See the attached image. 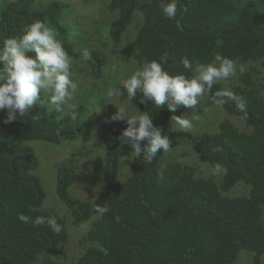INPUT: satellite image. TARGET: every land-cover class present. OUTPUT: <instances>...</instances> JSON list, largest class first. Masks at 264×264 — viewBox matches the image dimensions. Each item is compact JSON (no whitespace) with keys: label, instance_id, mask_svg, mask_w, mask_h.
I'll return each mask as SVG.
<instances>
[{"label":"trees","instance_id":"obj_1","mask_svg":"<svg viewBox=\"0 0 264 264\" xmlns=\"http://www.w3.org/2000/svg\"><path fill=\"white\" fill-rule=\"evenodd\" d=\"M160 3L109 0L106 9L117 15L108 23L106 35L112 43L120 42L138 11L142 14L140 25L129 43L137 66L144 60H159L165 53L167 71L189 76L192 73L183 67V57L208 63L221 54L239 63L254 62L238 74L230 89L216 82L206 92L205 101L206 106H212L217 90L243 96L246 115L230 100L221 107L244 119L250 130L241 131L222 120L215 130L197 136L193 147L198 160L211 167L219 164L224 170L216 179L213 174L201 175L197 166L164 157L163 152L150 164L133 159L130 146H122L116 139L126 122L112 121V114L93 117L92 123L119 144L113 141L103 146L102 190L92 200L69 192L77 178L76 165L56 169L55 194L72 223L81 227L98 216L83 235V250L69 264H232L241 250L253 252L251 264H260L264 254V0H180L178 13L171 19L162 12ZM62 7L57 1L5 2L0 7V46L7 38H18L24 26L40 19L57 30L70 56H82L90 73L100 78L105 54L86 43L83 46L91 48L73 50L58 22ZM85 49L90 59L82 55ZM112 84L132 105L134 114L138 109L149 112L153 124L169 136L171 148L178 145L179 133L171 121L177 111L157 108L151 101L141 103L139 92L130 102L124 82L115 77ZM75 111L73 121L72 110L57 114L47 112L42 105L34 106L30 115L18 116L10 123L4 122L6 112L0 111V264H66L65 219L55 209L43 206L45 191L35 172L38 157L22 144L8 145L5 141L9 136L52 143L73 139L81 130L82 108ZM125 156L130 157L128 172L120 178ZM237 182L248 185V193L228 195ZM98 205L106 211L96 212ZM19 213L33 220L54 216L62 231L53 234L47 225L23 223L17 218Z\"/></svg>","mask_w":264,"mask_h":264},{"label":"clouds","instance_id":"obj_2","mask_svg":"<svg viewBox=\"0 0 264 264\" xmlns=\"http://www.w3.org/2000/svg\"><path fill=\"white\" fill-rule=\"evenodd\" d=\"M180 0H161L159 5L168 18H175L178 13ZM85 58L91 55L87 49L82 53ZM168 54L159 57V60H144L142 64L134 66L124 82L128 100L131 102L142 93L141 103L151 101L157 108L167 107L175 113L180 106L198 111V105L206 92L213 89L217 81L228 80L243 74L246 69L235 60L217 54L211 62L202 63L199 60L190 61L182 58L185 69L191 75L183 73H170L165 69ZM72 61L64 48L63 43L57 39L56 32L45 21L35 19L24 26L22 34L10 37L0 46V111L6 112L5 123L13 122L19 116L24 118L30 115L34 106L43 103V94L49 95L48 105L55 109L68 107L72 109L70 118H77L74 105L71 103L76 96L79 84L72 78ZM123 93H118L109 88L106 96L119 98ZM232 101L235 107L247 114V102L243 96L230 90H217L212 101L217 106H222L227 101ZM116 106L117 111L110 117L112 121L124 120L127 127L116 137L122 146L127 145L134 154L133 159L142 160L150 164L158 153H167L171 150V141L168 135L153 124L149 112L138 109L135 114H128L124 107ZM99 105V104H98ZM93 110L100 112L101 109ZM91 111V112H93ZM90 112V113H91ZM87 118V117H86ZM194 120L200 116L173 115L171 121L179 131L191 133ZM142 142H144L142 147ZM220 169L216 164L212 169L215 175ZM103 213L106 209L97 206L94 209ZM23 223L47 225L53 234H59L62 226L54 216H37L34 220L28 215L19 213L17 217Z\"/></svg>","mask_w":264,"mask_h":264},{"label":"rangeland","instance_id":"obj_3","mask_svg":"<svg viewBox=\"0 0 264 264\" xmlns=\"http://www.w3.org/2000/svg\"><path fill=\"white\" fill-rule=\"evenodd\" d=\"M7 1L10 0H0V7ZM47 1H57L63 4L59 13L58 22L66 30L64 40L72 45L73 50L78 51L82 47L83 49L85 47L91 48L90 46L84 47L83 45L86 43L99 49L106 57L103 75L97 78L83 64L85 62L82 56L73 58L68 54L72 61V78L79 84L75 99L71 103L74 105V109L82 108L80 114L81 130L75 138L63 139L59 143H52L42 140L26 141L9 136L5 141L8 145L15 143L22 144L32 149L38 157L39 166L35 172L39 176L45 191L43 206L55 209L65 219L68 234V240L65 244L68 256L66 264H69L83 250V235L91 226L92 221L98 216H93L81 227H77L72 223L68 210L58 200L55 194L56 169L64 164L76 165L77 178L69 186V192L79 199L92 200L102 190L100 183L105 154L103 146L113 143V141L117 144L119 142L114 140L109 133L101 131L93 124L92 118L98 115L115 113L117 111L116 106L108 102L115 103L119 107H124L128 114H134V108L127 100L121 97H113L109 100L106 96V91L109 88L115 90L112 84L115 77L125 82L133 67L137 66L129 50V43L138 28L142 14L138 11L134 12L133 23L123 33L121 41L114 44L106 35L108 23L117 15V12H110L106 9L109 0H88L87 2L84 0H35L36 3ZM51 29L56 32L58 39L57 30L55 28ZM99 32L102 34H98ZM236 62L242 64L246 70L254 65V62L249 61L245 63ZM255 64L257 67L256 62ZM235 79L236 77H233L217 82L225 89H230L233 84L237 83ZM261 81L264 86V70L261 73ZM85 93H89L87 98L82 96ZM262 94L264 95V88ZM206 98L207 94L205 93L198 105V111L195 113L191 109L183 106H180L176 110V115H190V118L191 116L198 115L200 116V120L193 121L194 127L191 133L179 131L178 126L173 123L174 128L179 133V143L176 147L171 148L169 152L163 154L168 159L172 158L193 165L194 167L197 166L198 172L204 176L212 174L213 167L198 160L193 147L197 136L203 131L215 130L217 124L222 120L230 121L241 131L247 132L250 130L249 125L244 119L226 113L221 106H217L216 104L206 106ZM42 99L43 103L41 105L47 112L60 114L72 110L66 106L63 109H55L49 106L48 100L50 97L47 94H43ZM97 106L101 109L100 112L93 111L98 110ZM99 144L102 145L99 146ZM129 161L130 157L125 156L122 170L121 168L119 170L120 178H123L128 172ZM220 171L223 173L224 170L220 167L219 171L214 175L216 179L219 178ZM248 191V185L237 182L226 193L232 196V194H247ZM252 257L253 252L241 250L238 252L232 264H251ZM260 264H264V254L260 256Z\"/></svg>","mask_w":264,"mask_h":264}]
</instances>
